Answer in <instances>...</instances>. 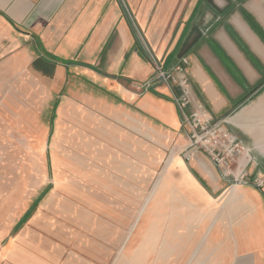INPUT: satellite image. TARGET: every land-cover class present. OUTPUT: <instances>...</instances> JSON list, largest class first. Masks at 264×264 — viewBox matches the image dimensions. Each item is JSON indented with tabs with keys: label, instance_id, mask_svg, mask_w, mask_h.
I'll list each match as a JSON object with an SVG mask.
<instances>
[{
	"label": "crops",
	"instance_id": "1",
	"mask_svg": "<svg viewBox=\"0 0 264 264\" xmlns=\"http://www.w3.org/2000/svg\"><path fill=\"white\" fill-rule=\"evenodd\" d=\"M197 1L0 0V77L19 79L28 73L46 89L53 98L57 135L62 120L78 119L89 121L87 127L96 125L106 150L178 151L164 181L175 183L176 200L192 201L196 216L206 207L203 214L209 218L212 201L223 198L237 220L233 226H213L210 240L264 264V186L224 179L202 152L185 160L188 131L172 100L180 87H139L153 81L148 51L169 67L183 44L194 40L184 54L190 109L225 117L226 128L255 153L248 173L264 174V0L245 1L246 19H213L204 30L193 19L176 29V19L169 27L174 10L178 17ZM210 41L224 51L243 82ZM199 229L191 231L192 240Z\"/></svg>",
	"mask_w": 264,
	"mask_h": 264
},
{
	"label": "rangeland",
	"instance_id": "2",
	"mask_svg": "<svg viewBox=\"0 0 264 264\" xmlns=\"http://www.w3.org/2000/svg\"><path fill=\"white\" fill-rule=\"evenodd\" d=\"M213 1L174 10L169 27L246 19V0H215L221 14ZM8 76L0 77V264H254L209 238L213 226L237 220L223 198L209 218L206 207L196 216L192 201L176 200L175 183L164 181L178 151L106 150L96 125L78 119L62 120L57 135L46 89L28 73Z\"/></svg>",
	"mask_w": 264,
	"mask_h": 264
},
{
	"label": "built area",
	"instance_id": "3",
	"mask_svg": "<svg viewBox=\"0 0 264 264\" xmlns=\"http://www.w3.org/2000/svg\"><path fill=\"white\" fill-rule=\"evenodd\" d=\"M156 77L139 85L149 89L153 83H165L169 87L176 85L180 92L172 93V100L177 108L181 123L187 128L188 143L184 150V159L198 152L204 153L218 169L224 179L234 183L251 184L262 187L264 174L253 175L248 181L247 167L253 156L239 138L225 126L226 118H213L203 109H190L189 77L187 73L188 58L182 56L169 67H164L158 60H153Z\"/></svg>",
	"mask_w": 264,
	"mask_h": 264
},
{
	"label": "trees",
	"instance_id": "4",
	"mask_svg": "<svg viewBox=\"0 0 264 264\" xmlns=\"http://www.w3.org/2000/svg\"><path fill=\"white\" fill-rule=\"evenodd\" d=\"M213 10L216 14H221L222 11L217 9L216 6L213 7ZM199 35V34H198ZM195 42L194 40H192L190 42V44L186 45L187 43L183 44V52L179 55L178 58L185 56L184 54L187 52V50L191 47L192 43ZM211 46L213 47V49L215 50V52L220 56V58L223 60V62L227 65V67L229 68V70L240 80L243 82L242 78L238 75L235 67L232 65V63L229 61V59L227 58L226 54L224 53V51L213 41H210ZM141 54H143L141 52Z\"/></svg>",
	"mask_w": 264,
	"mask_h": 264
}]
</instances>
